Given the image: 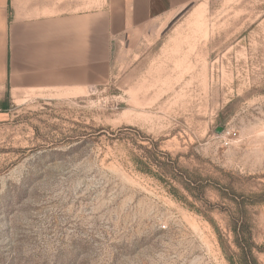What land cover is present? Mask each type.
I'll return each instance as SVG.
<instances>
[{
	"label": "rangeland",
	"instance_id": "1",
	"mask_svg": "<svg viewBox=\"0 0 264 264\" xmlns=\"http://www.w3.org/2000/svg\"><path fill=\"white\" fill-rule=\"evenodd\" d=\"M13 2L35 14L107 5ZM14 99L0 120V264H229L226 215L213 223L173 197L110 129L135 127L190 169L264 189V0H198L117 39L97 85ZM250 215L264 248V204Z\"/></svg>",
	"mask_w": 264,
	"mask_h": 264
},
{
	"label": "crops",
	"instance_id": "2",
	"mask_svg": "<svg viewBox=\"0 0 264 264\" xmlns=\"http://www.w3.org/2000/svg\"><path fill=\"white\" fill-rule=\"evenodd\" d=\"M198 0H107L97 9L35 14L0 0V120L33 88L81 90L111 74L122 35Z\"/></svg>",
	"mask_w": 264,
	"mask_h": 264
},
{
	"label": "trees",
	"instance_id": "3",
	"mask_svg": "<svg viewBox=\"0 0 264 264\" xmlns=\"http://www.w3.org/2000/svg\"><path fill=\"white\" fill-rule=\"evenodd\" d=\"M110 130L113 138L128 146V160L133 166L161 181L173 197L211 222L210 214L214 211L226 215L227 233L223 235L216 229L229 264H262L257 253L264 248L256 242L250 206L264 204V189L246 193L238 190L234 182L223 183L199 169H190L181 164V154L163 149L160 140L135 127ZM131 131L138 135L131 136ZM211 191L218 196L217 201L211 200Z\"/></svg>",
	"mask_w": 264,
	"mask_h": 264
}]
</instances>
